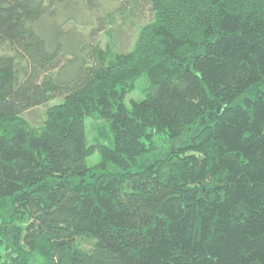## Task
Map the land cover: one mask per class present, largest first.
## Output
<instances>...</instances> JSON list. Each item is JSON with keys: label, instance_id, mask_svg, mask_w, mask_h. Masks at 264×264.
<instances>
[{"label": "trees", "instance_id": "trees-1", "mask_svg": "<svg viewBox=\"0 0 264 264\" xmlns=\"http://www.w3.org/2000/svg\"><path fill=\"white\" fill-rule=\"evenodd\" d=\"M95 1L0 0V264H264V0H147L122 54Z\"/></svg>", "mask_w": 264, "mask_h": 264}, {"label": "rangeland", "instance_id": "rangeland-1", "mask_svg": "<svg viewBox=\"0 0 264 264\" xmlns=\"http://www.w3.org/2000/svg\"><path fill=\"white\" fill-rule=\"evenodd\" d=\"M95 3L85 11L90 16V24L94 25L93 29L95 30L90 44H99L101 47L109 45L115 53L129 52L135 43L139 30L152 21V13L147 0H96ZM119 8L121 11L116 12ZM58 15L60 19L56 18L54 21H48V23L51 25L58 24L67 16H74L75 19L80 18L78 9H71L66 12L60 9ZM73 25H75L73 22H68L66 29H72ZM84 31L88 32L89 28ZM140 83H145V81H139ZM141 97L138 88L126 97V103ZM47 107L48 104L34 108L22 114L21 117L31 129L38 131L44 122ZM101 125L103 123L97 121L87 123L89 140L95 137V130ZM96 162L97 158L94 156L88 161V165H93ZM76 245L81 249L89 250L93 241L89 237L80 236L76 238Z\"/></svg>", "mask_w": 264, "mask_h": 264}]
</instances>
